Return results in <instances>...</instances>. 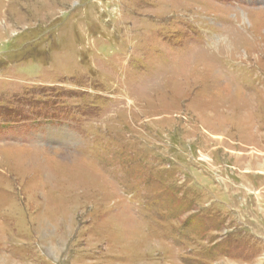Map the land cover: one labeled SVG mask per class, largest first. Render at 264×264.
I'll use <instances>...</instances> for the list:
<instances>
[{"label":"rangeland","instance_id":"374dc122","mask_svg":"<svg viewBox=\"0 0 264 264\" xmlns=\"http://www.w3.org/2000/svg\"><path fill=\"white\" fill-rule=\"evenodd\" d=\"M0 264H264V0H0Z\"/></svg>","mask_w":264,"mask_h":264},{"label":"flooded vegetation","instance_id":"af4514ba","mask_svg":"<svg viewBox=\"0 0 264 264\" xmlns=\"http://www.w3.org/2000/svg\"><path fill=\"white\" fill-rule=\"evenodd\" d=\"M67 132H68V134H69L68 136L72 137V136H71V135H72V131H71L70 128L67 129ZM70 140H71V138L69 139V141H70Z\"/></svg>","mask_w":264,"mask_h":264}]
</instances>
